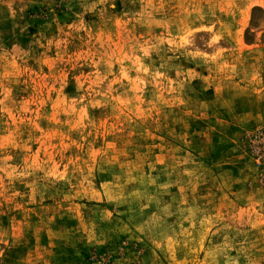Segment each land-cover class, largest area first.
<instances>
[{
	"label": "rangeland",
	"instance_id": "1",
	"mask_svg": "<svg viewBox=\"0 0 264 264\" xmlns=\"http://www.w3.org/2000/svg\"><path fill=\"white\" fill-rule=\"evenodd\" d=\"M0 264H264V0H0Z\"/></svg>",
	"mask_w": 264,
	"mask_h": 264
}]
</instances>
